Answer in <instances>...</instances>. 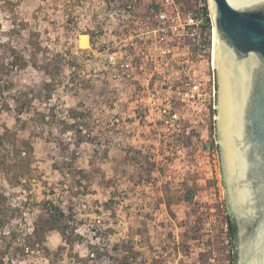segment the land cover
Wrapping results in <instances>:
<instances>
[{
    "label": "rangeland",
    "instance_id": "374dc122",
    "mask_svg": "<svg viewBox=\"0 0 264 264\" xmlns=\"http://www.w3.org/2000/svg\"><path fill=\"white\" fill-rule=\"evenodd\" d=\"M151 2L0 0V133L32 146L22 183L0 173V264H113L124 246L134 264H229L212 62L160 41ZM28 43L40 67L62 55L50 94L41 69L10 64L11 48L30 60ZM50 109L63 124L39 125ZM47 200L74 245L30 238Z\"/></svg>",
    "mask_w": 264,
    "mask_h": 264
},
{
    "label": "water",
    "instance_id": "95a60500",
    "mask_svg": "<svg viewBox=\"0 0 264 264\" xmlns=\"http://www.w3.org/2000/svg\"><path fill=\"white\" fill-rule=\"evenodd\" d=\"M214 138L235 264H264V0H207Z\"/></svg>",
    "mask_w": 264,
    "mask_h": 264
},
{
    "label": "trees",
    "instance_id": "16d2710c",
    "mask_svg": "<svg viewBox=\"0 0 264 264\" xmlns=\"http://www.w3.org/2000/svg\"><path fill=\"white\" fill-rule=\"evenodd\" d=\"M178 1L187 2L188 0ZM34 47L35 46L33 44L31 45L30 43H28L27 52L29 54L30 60L27 61L23 60L22 57L18 53H16L13 48H11L10 64L11 66H15L17 64H20L21 66H27V63L30 62V65H33L35 69H41L44 75L49 79L43 81L42 87L45 92H48V94H50V92L53 91V87L55 86L54 83L57 77L60 76L62 69L65 67V62L62 58V55L56 52L50 59H48L44 55V60L39 62L40 64H42V66L40 67L38 65V54L35 52ZM4 106L6 107V109L9 107L7 102L4 104ZM21 110L22 107L18 111ZM214 113L215 110L210 107V115H212V117ZM40 116L41 120L38 121L39 125H45L46 123L44 121L46 119L47 121H49L46 124L48 126L60 125L64 123L63 120H59L56 118L52 109H50V112L43 113ZM71 117H75L73 113H71ZM15 138L16 136H13V134L9 130H3V132L0 133V145L2 146L5 141L9 142L12 145L11 150L7 148H2L3 152L0 153V173L6 176L11 173V175L13 176H11V179L9 180L12 182L13 179V183L19 184L22 183L24 177L30 176L32 162L31 157L29 155L32 146L28 143L24 144L19 140V144H17V138ZM14 139L15 141H13ZM39 207V214L32 226L29 235L30 238L35 241V245H40V248H43L44 250L48 251L44 243L46 234L51 231L58 232L64 240L65 244L69 246L74 245V238L71 237V232L73 231V228L69 224L67 214L59 206L55 205L52 201L49 200L42 203ZM1 222L3 221L0 219V223ZM225 226L227 244L229 248V264H235V226L229 214H226L225 216ZM101 251L103 250L98 248H91L87 255V259H90V257L99 259L100 257H102V255H104L101 253ZM123 251L126 254H124L121 258H110L112 259L113 264H134V261H136L135 259L137 253L133 252L131 248L130 250H126L125 246ZM87 259L83 260V258H81L79 261H84L86 263Z\"/></svg>",
    "mask_w": 264,
    "mask_h": 264
},
{
    "label": "built area",
    "instance_id": "2783aa9c",
    "mask_svg": "<svg viewBox=\"0 0 264 264\" xmlns=\"http://www.w3.org/2000/svg\"><path fill=\"white\" fill-rule=\"evenodd\" d=\"M151 1L148 19L153 21L160 41H179L208 64L212 57L213 28L207 0H190L189 6L178 0Z\"/></svg>",
    "mask_w": 264,
    "mask_h": 264
},
{
    "label": "flooded vegetation",
    "instance_id": "af4514ba",
    "mask_svg": "<svg viewBox=\"0 0 264 264\" xmlns=\"http://www.w3.org/2000/svg\"><path fill=\"white\" fill-rule=\"evenodd\" d=\"M232 222L234 223V226H235V239L237 238V227L235 225V221L233 220V218L230 216ZM236 245H237V242L235 241V249H236Z\"/></svg>",
    "mask_w": 264,
    "mask_h": 264
}]
</instances>
